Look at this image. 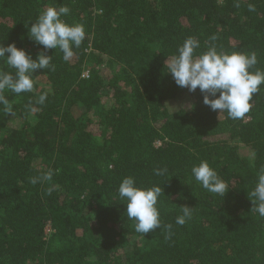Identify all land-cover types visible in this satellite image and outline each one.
<instances>
[{"label": "trees", "instance_id": "16d2710c", "mask_svg": "<svg viewBox=\"0 0 264 264\" xmlns=\"http://www.w3.org/2000/svg\"><path fill=\"white\" fill-rule=\"evenodd\" d=\"M61 6L85 40L67 62L47 50L51 68L34 73L32 92H3L12 114L0 104V264H264V217L250 196L264 167V84L234 120L165 67L193 37L197 55L255 52L251 71H264V0H0V44L36 58L45 49L30 24ZM0 70L15 72L4 59ZM201 161L225 195L194 180ZM49 169L51 180L31 183ZM129 176L162 189V227L146 235L118 195ZM181 206L192 207L182 226Z\"/></svg>", "mask_w": 264, "mask_h": 264}, {"label": "clouds", "instance_id": "9594fccd", "mask_svg": "<svg viewBox=\"0 0 264 264\" xmlns=\"http://www.w3.org/2000/svg\"><path fill=\"white\" fill-rule=\"evenodd\" d=\"M254 6L249 5V11H254ZM67 6L47 7L38 18L30 24L29 37L45 51L37 54L36 58L25 49L19 48L15 43L4 46L0 44V59L13 73L0 70V104L4 110L12 114V106L3 95L9 90L17 95L34 90V73L39 69L51 68V57L46 54L49 49H59L63 53L64 61H70L74 56V48H79L86 38L84 26L81 24H68L61 19L68 15ZM28 26V25H26ZM215 40L216 37L211 38ZM200 47L199 41L193 37L187 38L178 47L177 54L168 57L165 62L167 73L172 75L177 86L195 92L197 88L204 93L203 102L213 111L224 112L234 120L243 119L249 113L251 100L264 84V71L257 69L251 71L258 63L255 52L226 53L218 51L215 46H210L206 52L199 55L196 50ZM46 95L39 97L43 104ZM155 174L160 176L167 169H155ZM192 177L204 189L217 195L228 192L226 183L207 161L191 169ZM53 177V170L49 169L41 176L32 178L31 183L49 181ZM52 189L49 188V192ZM160 186L141 188L136 185L134 177H125L119 185L118 195L126 201L127 219L135 222V230L146 235L150 231L162 227L160 214L157 208L158 197L161 194ZM253 207L251 211L264 217V167L259 170L257 182L250 193ZM182 214L177 216L175 223L184 225L192 217V207L181 206ZM170 232L172 225L163 226Z\"/></svg>", "mask_w": 264, "mask_h": 264}, {"label": "rangeland", "instance_id": "374dc122", "mask_svg": "<svg viewBox=\"0 0 264 264\" xmlns=\"http://www.w3.org/2000/svg\"><path fill=\"white\" fill-rule=\"evenodd\" d=\"M186 102H187V101H186ZM186 102H185V103H186ZM185 103H184V104H185Z\"/></svg>", "mask_w": 264, "mask_h": 264}]
</instances>
